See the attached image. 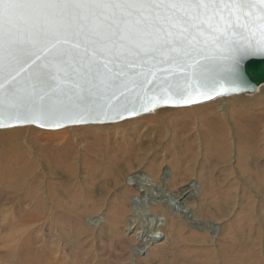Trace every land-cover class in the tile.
I'll return each instance as SVG.
<instances>
[{
    "label": "rangeland",
    "instance_id": "rangeland-1",
    "mask_svg": "<svg viewBox=\"0 0 264 264\" xmlns=\"http://www.w3.org/2000/svg\"><path fill=\"white\" fill-rule=\"evenodd\" d=\"M242 95L111 124L0 130V175L28 160L27 181L39 180L25 195L0 176V264L34 252L46 264H264V116L256 137L240 128L264 103L235 102ZM220 121L225 149L210 143ZM140 200L148 211L137 214Z\"/></svg>",
    "mask_w": 264,
    "mask_h": 264
},
{
    "label": "water",
    "instance_id": "water-1",
    "mask_svg": "<svg viewBox=\"0 0 264 264\" xmlns=\"http://www.w3.org/2000/svg\"><path fill=\"white\" fill-rule=\"evenodd\" d=\"M186 11V19L146 13L138 24L122 25L119 36L108 34L96 42L94 37L70 40L62 58L45 65L43 81L30 71L35 55L24 62L39 52V44L10 51L0 42V130L117 123L160 108L250 94L264 84V55L247 59L242 79L233 75L237 57L264 44L261 0H249L243 9L224 0L218 9L202 8L198 15ZM129 31L137 33L135 39L128 38ZM12 109L33 116L9 119Z\"/></svg>",
    "mask_w": 264,
    "mask_h": 264
},
{
    "label": "snow or ice",
    "instance_id": "snow-or-ice-1",
    "mask_svg": "<svg viewBox=\"0 0 264 264\" xmlns=\"http://www.w3.org/2000/svg\"><path fill=\"white\" fill-rule=\"evenodd\" d=\"M221 2L224 0H0V42L6 43L10 51H29L39 44V52L32 53L24 62L28 63L35 55L30 71L43 81L48 77L45 65L59 61L70 40L94 37L96 42L108 34L119 36L122 25L129 20L138 24L146 13L155 17L165 12L186 19V10L194 9L198 15L202 8L205 12L212 7L218 9ZM227 3L239 9L249 6V0H227ZM29 35L39 39H21ZM136 35L135 31H129L128 38L135 39ZM257 54L264 55V44H257L254 51L241 53L235 60L233 75L242 79L244 63ZM32 116L31 112L16 109L8 114L9 119L16 120Z\"/></svg>",
    "mask_w": 264,
    "mask_h": 264
},
{
    "label": "bare ground",
    "instance_id": "bare-ground-1",
    "mask_svg": "<svg viewBox=\"0 0 264 264\" xmlns=\"http://www.w3.org/2000/svg\"><path fill=\"white\" fill-rule=\"evenodd\" d=\"M241 94H243V93H241ZM246 96L247 95H242L241 97H237L234 100H235V102H239L240 104H243V103L247 104L248 102H250L251 104L257 103V102L264 103V84L261 85L255 92H253L252 94H249L247 97ZM207 110H209L212 113L214 118L216 117L219 120L221 115L219 113L215 115V113L213 112L212 106H208ZM241 110H245V109H241ZM247 110L248 111L250 110L251 112H247V114L244 115V116H246V118H245L246 120L243 122V124H242V126H240V128H241V130H242V128H244L245 131L249 130V135L252 137H256V135H258L257 127L260 124V120L263 118L264 113L259 112L261 117L260 116L257 117V114H259V113L253 114L252 109H247ZM219 111H221V114H222V112H225V114L228 113V110L224 105H221V109ZM192 112L193 111H187L185 113L191 114ZM239 115L241 116V113ZM210 129L211 130H210L209 135L211 136L210 137L211 145L214 146L215 149H219L221 147L223 149H225L227 147L226 146L227 144H226V140H225L226 128H225L224 124L221 121L219 123H213L210 125ZM211 132L212 133L214 132L215 136H214V134H211ZM213 137H215V139H213ZM216 146H218L219 148ZM21 161H17V162L13 161L15 164H11L8 168L6 167V169L3 168L4 171H3V173L1 172L2 174L0 176H3L2 179L4 180V182L2 180V183H4V187L8 190V193H10V192L18 193V191H20L22 189L23 191H26V193H25V195H26V194L31 193V191H32V193H34L37 190V188L33 187V185H38L39 180L37 177H34V178L32 177L33 179L31 182L27 181V179L30 176L29 173H31V171H33L35 168V163H33V161H28V160H26V161L24 160V162H22V163H21ZM0 171H2L1 166H0ZM34 175H35V173H34ZM143 175H144L143 173H138L137 175H135V179L139 180V179L143 178ZM167 177H168V175L164 174V176L162 178L163 183L166 182ZM165 184L168 187L170 185V182H166ZM53 189L54 188H51L52 192H53ZM152 190L153 189L148 188L146 191V196H149L150 199H153V197H154ZM159 192H161V191H159ZM71 197H73V196H71ZM8 198H12V196H10V197L8 196L7 199ZM70 198H68V199H70ZM148 200H149V198H148ZM155 202H158V201H155ZM136 206L137 207L134 206L133 209H134V211H137V214H139V211H143L144 213L148 211L147 207L144 204V201H142V200L137 202ZM128 221H129V223H132L134 221V217L131 216ZM148 224H149L148 232L150 233V235H153V234L157 233V231H159V225H157L156 221H154V218L149 219ZM150 239H151V237H150ZM147 240H149V239H147ZM146 244H147V242H146ZM34 254H36V255H34ZM39 255L40 254H37L34 252L33 257H32L33 259L29 260L30 259L29 258L28 261L26 260L27 264H31L30 262H32V261H34V264H36V263L46 264L44 262L45 259H42V257H40ZM36 261H38V262H36ZM15 264H17V263L15 262ZM18 264H20V262H18Z\"/></svg>",
    "mask_w": 264,
    "mask_h": 264
}]
</instances>
